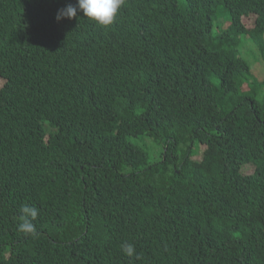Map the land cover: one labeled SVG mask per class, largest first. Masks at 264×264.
Segmentation results:
<instances>
[{
  "label": "trees",
  "instance_id": "1",
  "mask_svg": "<svg viewBox=\"0 0 264 264\" xmlns=\"http://www.w3.org/2000/svg\"><path fill=\"white\" fill-rule=\"evenodd\" d=\"M68 3L0 0V264H264V0Z\"/></svg>",
  "mask_w": 264,
  "mask_h": 264
},
{
  "label": "clouds",
  "instance_id": "2",
  "mask_svg": "<svg viewBox=\"0 0 264 264\" xmlns=\"http://www.w3.org/2000/svg\"><path fill=\"white\" fill-rule=\"evenodd\" d=\"M122 4L123 0H76L75 4L68 3L65 7L58 9L56 20L72 19L77 17L78 13L82 11L84 17L96 24L108 26L113 23ZM21 213L18 230L25 234H36V227L33 221L38 216L37 209L25 204L21 208ZM122 250L129 257L135 255V249L132 244L122 245Z\"/></svg>",
  "mask_w": 264,
  "mask_h": 264
},
{
  "label": "rangeland",
  "instance_id": "3",
  "mask_svg": "<svg viewBox=\"0 0 264 264\" xmlns=\"http://www.w3.org/2000/svg\"><path fill=\"white\" fill-rule=\"evenodd\" d=\"M245 45L247 48H252L253 51H256V48L254 47V45L250 42V40H247L245 42ZM244 57L246 59V61L250 64L252 71H254L257 61L255 60L256 58H254V54H252L251 52H248V54L245 52ZM257 78L258 79H263L264 78V70L262 69L259 74H257ZM245 171H251L252 170V166H246L244 167Z\"/></svg>",
  "mask_w": 264,
  "mask_h": 264
}]
</instances>
